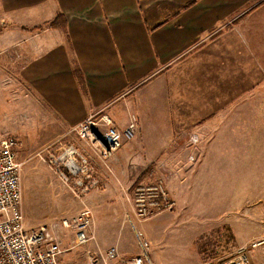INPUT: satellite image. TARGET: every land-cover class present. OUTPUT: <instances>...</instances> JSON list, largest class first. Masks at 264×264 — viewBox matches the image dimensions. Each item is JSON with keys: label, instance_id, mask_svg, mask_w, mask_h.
Returning <instances> with one entry per match:
<instances>
[{"label": "crops", "instance_id": "1", "mask_svg": "<svg viewBox=\"0 0 264 264\" xmlns=\"http://www.w3.org/2000/svg\"><path fill=\"white\" fill-rule=\"evenodd\" d=\"M0 25V93L31 126L53 119L61 136L100 110L121 128L138 117V137L107 161L122 185L264 83V0H0ZM236 145L204 152L239 161Z\"/></svg>", "mask_w": 264, "mask_h": 264}, {"label": "rangeland", "instance_id": "2", "mask_svg": "<svg viewBox=\"0 0 264 264\" xmlns=\"http://www.w3.org/2000/svg\"><path fill=\"white\" fill-rule=\"evenodd\" d=\"M4 93L9 98V86ZM244 96L242 103L228 105L225 120L212 121L202 137L189 132L180 142L169 141L157 158L134 170L132 176L139 175L133 183L122 185L123 171L102 163L74 132L54 135L60 126L53 119L31 126L25 110L12 106L0 93V139L15 136L20 141L17 159L22 163L26 228L47 225L60 242L66 264H90V253H104L112 246L121 258L139 254L137 234L148 241V254L155 264H219L240 248L250 249L254 264H264V243L252 247L254 241L264 240V83ZM251 97L258 100L250 102ZM131 118L137 122L134 140L141 125L136 115ZM218 143L240 145L242 159L235 160L229 150L204 152ZM48 144H53L50 150L57 154L69 145H83L96 161L99 185L84 199L77 198L45 162ZM250 145L257 151L251 153ZM219 155L223 160L219 161ZM161 180L167 191L165 203L144 219L136 204L138 186L149 187ZM85 206L93 212L95 238L76 245L74 231L65 228L62 220Z\"/></svg>", "mask_w": 264, "mask_h": 264}, {"label": "built area", "instance_id": "3", "mask_svg": "<svg viewBox=\"0 0 264 264\" xmlns=\"http://www.w3.org/2000/svg\"><path fill=\"white\" fill-rule=\"evenodd\" d=\"M97 111L75 125L70 131L85 142L93 152L106 164L124 141L132 140L137 131L135 118L124 128H119L112 117ZM56 142V141H55ZM55 144V143H53ZM44 158L51 170L79 199H84L99 185L95 176L96 161L83 145H69L57 154L50 150ZM84 144V143H82ZM20 141L15 136L0 139V264H66L62 260L63 249L58 239L53 237L47 225L35 229H27L23 207L22 163L17 159ZM108 166V165H107ZM136 204L138 214L144 219L155 215L167 198L163 181L149 187L138 186ZM168 204V201L167 203ZM170 206L172 204L169 202ZM168 204V205H169ZM159 209V210H158ZM93 212L85 206L72 218H65L62 224L75 233V244L83 245L94 239L92 231ZM141 253L128 258H121L116 246L109 247L106 252L90 253V264H155L148 254L149 243L137 234ZM264 243L254 241L252 247ZM219 264H254L250 249L240 248L231 257Z\"/></svg>", "mask_w": 264, "mask_h": 264}, {"label": "trees", "instance_id": "4", "mask_svg": "<svg viewBox=\"0 0 264 264\" xmlns=\"http://www.w3.org/2000/svg\"><path fill=\"white\" fill-rule=\"evenodd\" d=\"M47 26L48 27H58V22L57 21L51 22ZM3 28L4 27L0 25V32L2 31ZM41 29H43V28L41 27Z\"/></svg>", "mask_w": 264, "mask_h": 264}]
</instances>
